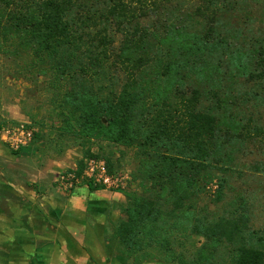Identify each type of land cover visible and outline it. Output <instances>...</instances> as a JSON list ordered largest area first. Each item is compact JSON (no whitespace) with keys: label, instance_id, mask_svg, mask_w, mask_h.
Segmentation results:
<instances>
[{"label":"trees","instance_id":"16d2710c","mask_svg":"<svg viewBox=\"0 0 264 264\" xmlns=\"http://www.w3.org/2000/svg\"><path fill=\"white\" fill-rule=\"evenodd\" d=\"M179 1L0 0V48L4 41L16 56L29 53L32 68L50 73L53 87L68 85L58 92L57 107L60 131L83 150L76 174L85 159L100 158L87 147L100 141L134 148L140 179L154 185L149 192L155 199L125 196L122 218L106 237L108 256L116 248L133 258L132 264H141L152 249L166 251L165 263L188 264L173 254L166 239H158L165 216L173 218V228L182 224L184 201L194 195L199 175L218 161L221 129L213 110L236 99L221 92L225 81L243 77L264 85V48L244 54L232 51L230 42L212 28L204 33L188 30L181 17L171 20ZM199 1L207 4V11L219 0ZM151 18L156 20L143 23ZM110 32L122 37L116 53ZM187 78L214 82L215 109L199 107V90L182 89ZM170 80L175 84L163 87L161 81ZM170 97L179 100L174 110ZM104 160L112 173L111 160ZM84 185L90 191L104 190ZM222 188L219 183L218 199ZM164 201L171 204L168 212L161 209ZM247 222L246 215L237 214L191 227L198 235L233 246L232 264H264V237ZM137 251L145 256L134 258ZM116 260L125 263L119 255Z\"/></svg>","mask_w":264,"mask_h":264},{"label":"rangeland","instance_id":"374dc122","mask_svg":"<svg viewBox=\"0 0 264 264\" xmlns=\"http://www.w3.org/2000/svg\"><path fill=\"white\" fill-rule=\"evenodd\" d=\"M206 5L199 0H180L171 12V20L172 17H181L188 30L199 33L212 28L215 34L230 42L232 51L240 49L244 54H252L258 47L264 48V0H219L215 7L207 6V11ZM155 20L151 18L143 23L147 25ZM110 36L112 50L116 53L122 37L111 32ZM1 43L4 47L0 48V127L27 122L36 129L31 147L17 155L7 151L11 156L6 159L13 163L15 171L20 170L23 160L37 163L39 167L48 159L63 160L61 172L57 176L75 169L83 150L76 139L60 131L57 107L58 92L66 90L68 85L53 87L50 73L37 72L32 68V56L29 53L16 56L9 43ZM149 72L153 74L154 71L149 69ZM192 80L187 78L182 89L188 86L190 90H199V107L211 111L215 109L216 99L210 90L215 88L214 82ZM161 84L168 87L174 85L175 81H161ZM223 86L221 92H230L236 99L232 103L234 101L231 98L232 104L223 110H213L219 117L221 129V148L216 151L218 161L199 175L194 195L184 201L186 218L179 225L182 229L179 226L171 227L173 218L165 216V224L158 236V239H166L173 254L181 255L188 264H232L234 258L233 246L194 233L193 224H207L222 217L244 214L248 218L249 229L264 237V85L236 77L226 80ZM178 88L181 91V87ZM176 98L170 97V110L178 107L179 100ZM87 147L100 158L111 160L112 173L129 177L120 190L125 196L137 193L156 198L154 193L149 192L150 186L154 188V185L146 184L138 175V157L134 148L100 141L90 142ZM31 166L34 167L30 165L20 171L36 172ZM219 183L223 184V188L218 199L216 192ZM82 185L84 183L78 186ZM62 190L66 194L73 191ZM160 204L166 212L171 209L170 203L164 201ZM149 252L150 255L141 264H176L175 260L164 262L166 251L163 249ZM135 253L134 258L137 259L145 256L144 252ZM118 255L125 260L124 264L133 263V258L116 248L110 258L116 260Z\"/></svg>","mask_w":264,"mask_h":264},{"label":"crops","instance_id":"0c3cea01","mask_svg":"<svg viewBox=\"0 0 264 264\" xmlns=\"http://www.w3.org/2000/svg\"><path fill=\"white\" fill-rule=\"evenodd\" d=\"M7 151L0 145V264H121L108 256L106 237L122 218L123 192L82 185L66 194L62 159L23 160L20 170H36L28 173L13 170Z\"/></svg>","mask_w":264,"mask_h":264},{"label":"built area","instance_id":"2783aa9c","mask_svg":"<svg viewBox=\"0 0 264 264\" xmlns=\"http://www.w3.org/2000/svg\"><path fill=\"white\" fill-rule=\"evenodd\" d=\"M36 129L27 122L7 124L0 127V145L10 153H19L31 147ZM83 170L79 175L75 169L60 174L57 181L61 188L74 190L80 183L103 187L104 190L120 191L127 175L110 173L106 162L102 158H89L84 160Z\"/></svg>","mask_w":264,"mask_h":264}]
</instances>
